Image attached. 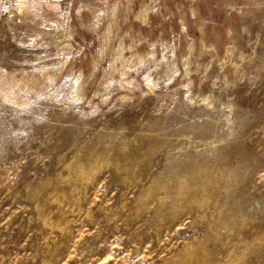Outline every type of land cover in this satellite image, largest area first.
<instances>
[{
  "label": "rangeland",
  "instance_id": "rangeland-1",
  "mask_svg": "<svg viewBox=\"0 0 264 264\" xmlns=\"http://www.w3.org/2000/svg\"><path fill=\"white\" fill-rule=\"evenodd\" d=\"M0 264H264V0H0Z\"/></svg>",
  "mask_w": 264,
  "mask_h": 264
}]
</instances>
